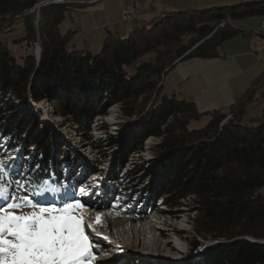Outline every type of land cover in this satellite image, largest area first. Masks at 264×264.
Instances as JSON below:
<instances>
[{
  "label": "trees",
  "instance_id": "16d2710c",
  "mask_svg": "<svg viewBox=\"0 0 264 264\" xmlns=\"http://www.w3.org/2000/svg\"><path fill=\"white\" fill-rule=\"evenodd\" d=\"M44 1L0 0V33L13 20L24 27L22 38L11 44L0 41V86L9 94V113L18 107L33 110L29 99L36 104L48 97L53 99L50 106L55 113L73 117L86 131L92 119L104 115L113 104L121 105L126 117L143 115L139 121L146 119V126L139 132L138 143L128 139L129 148L142 149L147 138H161L155 158L164 161L161 165L168 166L169 175L164 184L157 185L156 196L169 209L193 198L197 215L191 252L204 248L205 242H216L205 252L204 264H264V108L252 126L242 124L247 107L257 100L264 73L237 103L203 114L193 102L165 94L163 85L159 86L179 61L217 58L223 43L244 33L237 22L264 16V0L166 12L124 38L108 32L98 54L70 44L77 29L61 32L66 15L76 7L72 3L40 7L42 18L36 26V10L30 11ZM23 43L40 47L38 63L32 54L20 56L19 62L12 46ZM55 87L59 90H51ZM94 88L102 91L105 102L109 99L107 104L95 95L98 102L89 101ZM61 92L86 95L80 101L58 96ZM14 118L15 122L21 119ZM203 118L207 120L202 127L189 128ZM21 123H9V136L20 142ZM25 145L36 146L32 167L9 173V193L27 176L37 184L48 177L60 187L58 147L53 144L52 148L41 138Z\"/></svg>",
  "mask_w": 264,
  "mask_h": 264
},
{
  "label": "bare ground",
  "instance_id": "6f19581e",
  "mask_svg": "<svg viewBox=\"0 0 264 264\" xmlns=\"http://www.w3.org/2000/svg\"><path fill=\"white\" fill-rule=\"evenodd\" d=\"M29 100L32 107H36V109L39 110L41 109L44 113L43 116H46L44 118H49L50 103L48 97L36 103L38 105H34L35 103H33L31 99ZM117 106L118 104L109 106L107 113L98 115L92 119L93 121L87 131V137L84 136V131L78 132L79 134L76 133V130H78L76 126L65 124L69 132L66 134L64 132L65 127H62L63 123L61 120L52 122L55 123L57 127H61V136L66 139V141L62 140L65 144L60 145L61 147L55 144L61 150L58 156L61 157L60 161L57 160L60 182L64 184L66 191L69 193H71V191L74 193L77 192L82 195L81 198L83 200L88 201L89 204H84L86 207L83 209V216L87 218V223L92 224L93 229L100 233L99 236H91L93 244L98 245V247H95L96 250L99 251L98 259H95L98 261L97 264L108 261L113 262L114 259H118V261L112 264H134V260H132L131 257L136 254L138 255L142 252L164 254L165 250H169L168 241L165 237H162V231L164 228L168 227L166 226L167 222H164V220L155 215H152L148 219L146 218L144 221H137L136 218L141 215L135 217L133 213L134 210H137V214L140 213V204H145L152 192V198H155L156 194H158L156 193V186L153 188L151 175L150 177H146L143 174L144 165L147 168L148 165L152 164L154 159L149 155V150L151 148L145 149V151L143 150V152L140 153L136 150V152H129L131 151L128 142L129 136L137 135L138 132L134 129L131 134H128L129 129L127 128L130 125L129 122H131L135 116L126 117L122 113H119L118 110H113ZM18 109H23V107H18ZM35 110H28V113H30L29 115L31 116ZM23 111L27 112L25 108ZM35 119L37 121L36 117ZM135 122L136 121H134V123ZM72 132H74V134ZM69 134H71L72 137ZM126 134L127 139L124 142ZM148 139L150 141L145 140L148 142L147 146H154L155 140L159 141V143L161 141L160 138L155 137H149ZM52 140L55 139L52 138ZM55 142L61 144L59 140ZM69 143H72L75 147L71 146ZM30 147L32 148L28 150L30 152H28L27 158H29L32 163V155L34 154L36 146ZM105 151L110 153L109 156L106 154L108 157L104 155L105 153H102ZM126 151H128L129 154L123 162V155ZM84 154H89L87 157L88 160H85ZM107 158L109 159L107 160ZM91 161L96 162L95 164L98 165L96 168H98L99 171H91L88 173L91 169V166L88 164H91ZM10 163L11 161L9 164ZM46 179L51 182L48 177H46ZM34 183L35 184H32V186H29L34 189V192H32L33 197L31 198L35 200L41 199L35 198V195H33V193L39 191L37 188L39 184L35 181ZM48 186L49 185H47V187ZM81 189L85 191L81 193ZM157 200H162L163 202L162 198H157ZM163 205V208H167L164 202ZM153 207L155 206L153 205ZM159 212L161 213L162 211ZM97 214H102V226L96 225L95 223ZM85 228L87 232L90 231L87 226ZM102 237H107V239H102ZM171 243H173L174 248L177 250L183 248L179 238L171 241ZM121 245L127 246L128 249Z\"/></svg>",
  "mask_w": 264,
  "mask_h": 264
},
{
  "label": "rangeland",
  "instance_id": "374dc122",
  "mask_svg": "<svg viewBox=\"0 0 264 264\" xmlns=\"http://www.w3.org/2000/svg\"><path fill=\"white\" fill-rule=\"evenodd\" d=\"M56 1H58V0H46V1L42 2V3H46V5L47 4H55ZM75 1H79V0H75ZM164 1H166L167 3H170V4L173 2L175 7H178V10H174V11H183V10H186V9H197V8H200V7L202 8L201 5H205L206 3H209V1H213V3H216L215 5H219V6L223 7V6H226V5H230V3L231 4L238 3L239 1L258 2V1H262V0H164ZM105 2H109L107 4H109L110 6H113L115 8L119 1H117V0H109V1H105ZM151 3H152V7H155V6H157L159 4V2H157L155 0L152 1ZM63 4H69V3H63ZM72 4H74V5H82V4H79V3H72ZM143 4L146 5L145 2ZM34 14H35L34 23H35L36 26H38V23H39V21L41 20L42 17H41V14L38 12V9H36ZM71 16H73V15H71ZM114 19L118 23L115 26V28L119 31L118 35L121 38L126 37L130 32H133V31H135L137 29H141L144 26L145 27L147 26L146 22H145L144 26H142V21H141L142 19L141 18H139V19L133 18V19H130L128 21H122L120 19L119 15L118 16L115 15ZM257 20L262 22V26H261L260 30L264 34V18L263 17H257ZM71 25H72L71 24V20H69V16L66 15L65 21L60 25L59 28H60L62 33H65L68 30V28L71 27ZM7 27L10 28L9 32L6 31ZM125 29H126V31H125ZM246 34H250L249 31ZM23 36H24L23 23L21 21H17L16 22L15 20H13L11 23L6 24L3 27V32L0 33V41L7 42L8 44H11L13 39H19V38H22ZM245 40H246L245 41L246 44L244 45V48H248L249 47L250 49H252L251 51L253 52L252 53L253 56L256 57L259 60V62L262 61L263 53H264V36L257 35V33H254L251 37L248 36V39H245ZM74 44L77 46V49H82L81 48L82 46H81V44H80L78 39H76ZM12 47H13L14 53L16 54V57L19 60V62H20L19 57L20 56H25L27 54H32L34 56V58H36V56H35L36 55L35 54L36 53V48H37L36 45L26 46V44L23 43L22 45L12 46ZM90 50H91L92 53L98 54L100 52L101 48L98 45H93V46L90 47ZM166 76H167V78H165ZM166 76L163 78V81H164L163 91H164L165 94H168V91H169V89H170V87L172 85L170 86V83L168 82V75H166ZM163 81H162L161 84H163ZM262 82H263V80L260 82L261 84L260 83L259 84L262 85ZM167 85H168V87H167ZM56 89L59 90L58 87H55L54 89H51V90H56ZM259 89L260 88H258V90ZM71 94H73V93H71ZM71 94H63L61 92V94H59L58 96H61V97L65 98V99L70 97V98H73L75 100L83 101L84 100V96L86 95V94H82L83 96L81 97L79 95V93H74V94H76L75 96L71 95ZM90 94H92V95L89 96V101L90 102H98L99 99L95 98V96L102 98V102L103 103L105 102V99H104V96H103L104 94L102 93V91L99 88L92 89ZM93 95H95V96H93ZM54 96H56V95H54ZM260 96H261V93H256L257 100L252 102L247 107V109L245 111V114L243 116V119H242V124L243 125L252 126L253 123L251 121L253 119H256V118L261 116L263 108H264V96L262 98H260ZM177 97H178V94H177ZM177 99L181 100V98H177ZM19 101H21V100H19ZM52 101H53V99L50 98L49 99V103H52ZM108 101H109V99H108ZM107 102H105V104H107ZM25 104H27V102ZM34 105H38V104H34ZM51 106H50V110H49V112H50L49 118H44V117H46V116H43L44 113L41 111V109L40 110L36 109V107H33V109L34 110L36 109V110L34 111V113H32L31 116H29L30 113H28V111L27 112L23 111L24 108L23 109H17L14 112H12V113L10 112L9 113L10 114L9 115V123L12 124V126L13 125H17V124L19 125L22 122L21 119L22 120L25 119V121H23L21 123V126L18 127V132L21 131V130H24V132L22 134L20 132V134H21L20 140H22V141L20 142V141H18V139H13L11 136H9V162L11 161V163L9 164V173L17 171V170L21 169V167H23V166L32 167L31 165H32L33 161L31 163L30 159L27 158V154H28V152H30L28 150L30 148H32V147H30V145H25L26 142H28V143H37L38 139L41 138V139H44V141L47 140V142H50L52 144V146H51L52 148H55V146L53 144H58L59 146L65 144L64 141H66V139L63 138V136H61L62 134L60 133L61 127H57L55 125V123H52L53 121L56 122V121L61 120V122L63 123L62 127H65V124L66 125L69 124L70 126H72V125L76 126L78 128V130H76V133H78L80 131H84V136L85 137L88 136V132L86 130L80 129L79 126L74 122V118L73 117L67 118V116H64L63 114L55 113L54 109ZM107 110L105 109L106 113H107ZM113 110H118L119 113L123 114L122 107L119 104ZM105 111H104V113H105ZM25 113H27L28 115L25 114ZM100 113H102V112H100ZM14 116H19L21 118L20 121L15 122L14 121V119H15ZM142 116L143 115H140L139 117L135 116L131 120V122H129L131 126L129 125V127L127 128V129H129V132H130V133L128 132V134H131L132 130H134V129H135V131L138 132L137 135L130 136L129 142L131 144H135V143L139 142V137L138 136L141 133V131L144 129V127L146 126V119H143V120L139 121V119ZM35 117L37 118V121L40 122V124H37ZM206 120L207 119H201L199 122H192L189 125V128L190 129H196V128L202 127L206 123ZM134 121H136V122L134 123ZM134 125H135V127L137 129L134 127ZM51 127H52L53 130L51 129ZM64 129H65L64 132L66 134H68L69 133L68 129H66V127ZM26 130L31 132L30 133L31 137H27V132H25ZM72 133L74 134V132H72ZM69 135L72 137L71 134H69ZM52 138L55 139V140H53L54 143L51 142ZM77 138H78V136H77ZM124 139L123 140L125 142L126 139H127V134H126ZM58 140L61 141V144L59 142H55V141H58ZM62 140H64V141H62ZM148 140L149 139L147 138L146 141H148ZM13 141H14L15 144L12 145L11 143H13ZM146 141H145V144H143L142 149H137L136 148V149L131 150L129 152L131 153V152H134L136 150L138 153H140V152H143V150L145 151V149L147 150V149L151 148L149 150V155L154 160H153L152 164L148 165L147 168L144 165V168H143L144 169V173L143 174L146 177H150V175H151V180L153 181V188H154L155 186L157 187L158 184L161 185V184H164L166 182V180L168 179L169 171H168V166H167V168H164L161 165V164H163L164 161L160 160L159 158L158 159L160 161L157 158H153V157H156L155 148L161 143V141L159 143V141L155 140V142L153 144L154 146H147L148 142H146ZM17 142H19V143H17ZM69 144L71 146H73L72 143H69ZM73 147H75V146H73ZM77 149H79V148H77ZM60 151H61L60 148H57L58 155L60 154ZM35 152H36V150H35ZM129 152L126 151V153L123 155V162L128 157ZM102 153L103 154L105 153L104 155L107 154L108 156L110 154V153H107L106 151L102 152ZM104 155H103V157H104ZM107 155H106V157H108ZM88 156H89V154H87V155L84 154L85 160L86 159L88 160V158H87ZM60 158L61 157H57V160L60 161ZM108 159L109 158H107V160ZM94 160H95V158H94ZM95 163H96L95 161L94 162L91 161V164H88L89 166H91L90 167L91 169L88 171V173L91 172V171L92 172L93 171H99L98 168H96V167H98V165H96ZM55 168H56V166H55ZM32 171H37V169L36 170H32ZM97 177H98V175H97ZM7 180L8 179L5 178L2 181V183L5 186L8 187V190H10V186L7 185V183H8ZM27 180H28V182H27ZM32 184H35L32 181V177L31 176H27L26 180H23V181L21 180L15 185V187L13 189L14 190V194L17 195V196H21V197H23V196L33 197L32 196V192H28V194H26L27 189L25 188V186H27L29 188V186H32ZM48 187L52 188L50 186H48ZM54 187H59V186H54ZM59 188H61L62 191L57 193V194H55V195H53L51 193H47L44 196L35 195V198L36 197L37 198H41V199H39V202L41 204H48V205L54 204L57 207H60L63 203L67 202L69 200V198L73 196V194H75V198L78 201H80V202L82 201V204H83V207L81 209H79L76 214L77 215L84 214L83 209L86 207L84 204H89L88 201L87 200H83L81 198V196H82L81 194H78L77 192L74 193V192L71 191V189H70L71 193L66 191L65 187H64V184L61 183V182H60V187ZM158 188L159 187H157V189ZM72 190H73V188H72ZM152 195H153V192L151 193L150 197L147 199V202H145V204H140L141 211H140L139 214L136 213L137 210L136 211L134 210L133 213H134L135 217H137V215L138 216L141 215V216L136 218L137 221H139V220L140 221H144L146 218L148 219L152 215H155V216L160 217L162 220H164V222H167L166 226H168V227L164 228L165 231L164 230L162 231V237L163 238L165 237V239L168 241L169 250L168 251L165 250L164 254L145 253V252L144 253L142 252V253H140L138 255L136 254V255L132 256L134 259L131 257V259L134 260L133 263L134 264H204V259H203L204 254L213 245L209 246L208 248H206V247L209 245V243H215V242H205L204 248H202V249H200V250H198V251H196L194 253L191 252V250H192V247H191L192 240L194 238H196V236H195V234L193 232V227H194V219H195V217L197 215V213H196L197 211H196V208H195V205H194L193 198L182 200L181 201V206H179L177 208L169 209L168 207L167 208H163L164 205H163L162 200H157V196H155V198H152ZM60 196L62 197V199L60 198ZM31 199L33 201H38V200H35L33 198H31ZM61 200H63V201H61ZM0 203H3V201H0ZM153 205L155 207H153ZM162 209H164V210H162ZM33 210L34 209H31V208H28V207H24L22 209V213L23 214H28L29 212H31ZM157 210L162 211V212L160 213ZM85 231H86V228H85ZM86 233H87V231H86ZM175 235H176V237H175ZM177 237L180 239V241L182 242V246H183V248L180 249V250L175 249L173 243H171V241H173L175 239H178ZM197 239L201 241V239H199V238H197ZM91 241H92V239H91ZM92 243H93V241H92ZM121 246L126 248V249H128L127 246H123V245H121ZM93 251L94 252L96 251L95 253H96V257L97 258H95V259L97 260L98 256H99V254H98L99 251L96 250V248H94ZM161 253H162V251H161ZM137 257H139V258H137ZM96 260L93 262V264H97L98 261H96ZM117 261H118V259H114L113 262L112 261L111 262L108 261V262H101V263L102 264H112V263H115Z\"/></svg>",
  "mask_w": 264,
  "mask_h": 264
},
{
  "label": "crops",
  "instance_id": "0c3cea01",
  "mask_svg": "<svg viewBox=\"0 0 264 264\" xmlns=\"http://www.w3.org/2000/svg\"><path fill=\"white\" fill-rule=\"evenodd\" d=\"M105 1L109 0H97L91 4L76 5L75 8H71L69 20H71L72 25L68 29H77L78 31L70 43L75 49H77L74 44L76 39L79 40L82 49L88 48L90 50L93 45H98L101 48L108 32L119 34V31L115 28L118 23L115 21L114 16H120V10L124 7V2L119 1L114 8L107 4L109 2ZM155 1L159 2V6L152 7V3H146V5L143 3L135 4L134 18H141L142 26L145 22L147 24L153 18L166 12L178 10L173 2L170 4L164 0ZM215 4L213 1H209L197 10L222 7ZM230 5L232 4L230 3ZM237 25L244 29V33L223 43L217 50V58L190 59L176 63L167 74L168 82L170 86L172 85L168 91L169 95L172 94L177 97L178 94L177 98L193 102L197 111L201 114L224 110L237 103L241 95L251 87L254 80L264 73V53L262 61L259 62L253 56L252 49L249 47L244 48L245 39H248V36L251 37L254 33L264 36L260 30L262 22L255 17L239 21ZM257 29L258 32H255ZM248 31L250 34H246ZM260 84L257 93H261L262 96L264 94V80L262 85ZM162 85L164 87V81Z\"/></svg>",
  "mask_w": 264,
  "mask_h": 264
},
{
  "label": "snow or ice",
  "instance_id": "6c2138e0",
  "mask_svg": "<svg viewBox=\"0 0 264 264\" xmlns=\"http://www.w3.org/2000/svg\"><path fill=\"white\" fill-rule=\"evenodd\" d=\"M7 167L0 161V201H3L0 203V264H93L96 258L93 249L98 245L91 242V236L100 233L87 223L83 214H76L83 204L75 194L57 207L9 193L2 183L9 175ZM48 184L44 181L37 185L39 191L33 195H55L62 191L59 187L49 188ZM24 207L34 210L23 214ZM95 223L103 225L102 214L96 215ZM86 226L90 229L87 233Z\"/></svg>",
  "mask_w": 264,
  "mask_h": 264
},
{
  "label": "built area",
  "instance_id": "2783aa9c",
  "mask_svg": "<svg viewBox=\"0 0 264 264\" xmlns=\"http://www.w3.org/2000/svg\"><path fill=\"white\" fill-rule=\"evenodd\" d=\"M97 0H79V1H69V0H58L55 4L63 3H79V4H91ZM123 1L124 7L120 10V19L122 21H128L135 17V4L136 3H147L151 4L153 0H117ZM224 23L220 24L219 27H223ZM258 32V29L255 30ZM38 46V45H36ZM162 83V82H161ZM162 84H159V86ZM9 106V94L4 92L3 88L0 86V161L7 164V172L9 173V111L7 110ZM229 119V117L227 118ZM226 119V120H227Z\"/></svg>",
  "mask_w": 264,
  "mask_h": 264
},
{
  "label": "water",
  "instance_id": "95a60500",
  "mask_svg": "<svg viewBox=\"0 0 264 264\" xmlns=\"http://www.w3.org/2000/svg\"><path fill=\"white\" fill-rule=\"evenodd\" d=\"M44 6H46V3H42L39 6H36L30 12L32 13V12H34V10L39 9L40 7H44ZM35 54H36L35 55L36 56V58H35L36 59V63H38L39 62V57H40V47L39 46H37ZM214 244H216V242L215 243H209V245L206 248H208L209 246H212Z\"/></svg>",
  "mask_w": 264,
  "mask_h": 264
}]
</instances>
